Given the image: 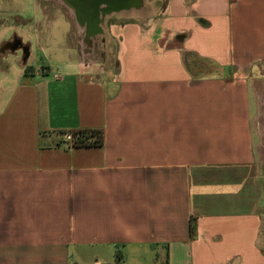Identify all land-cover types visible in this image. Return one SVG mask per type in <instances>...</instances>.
<instances>
[{"label": "crops", "instance_id": "0c3cea01", "mask_svg": "<svg viewBox=\"0 0 264 264\" xmlns=\"http://www.w3.org/2000/svg\"><path fill=\"white\" fill-rule=\"evenodd\" d=\"M49 1L0 0V264H264V0H125L103 62L105 18ZM7 17L65 22L64 72Z\"/></svg>", "mask_w": 264, "mask_h": 264}, {"label": "rangeland", "instance_id": "374dc122", "mask_svg": "<svg viewBox=\"0 0 264 264\" xmlns=\"http://www.w3.org/2000/svg\"><path fill=\"white\" fill-rule=\"evenodd\" d=\"M46 4H49V6H47V11L49 14H51V16L53 17L54 15H56L55 13V9L53 8V6H51L52 4H54L53 0H50L49 2H43ZM27 10H28V16L29 18H35V12H34V7L32 5H27ZM61 8V12L64 13H68V9L67 8ZM68 16H70L69 14H67ZM115 18V17H114ZM110 18H105L102 19V23L101 24V28H102V33H101V37H96L94 39V41L91 38H83L84 39V43L85 45H87V49L86 51L88 52H94L93 48L95 49L96 54H101V62L104 61V59H106L108 57V59H110L111 56V51H112V43L110 38H107V34H108V26L114 21V19H110ZM8 26H12L11 28H7L6 31L9 34V36H13L15 33L19 34L25 42H30L33 45V55L31 56L30 60H29V67H37V66H42L40 65L41 63L44 64L43 62L46 61L48 62L47 65L45 66H50L52 71H55L57 73H63V67L61 66V63H63L64 61L68 60V55H64L60 52V50H56L57 47V43H61V41L63 40V44L61 43V47L65 48L68 53L70 52V54L73 56L76 55V51L73 50L71 48L72 46V42L70 43V41L68 40V38H64L65 35H63L64 32L69 31L67 30V24H65V22L61 21L58 24H56L53 29H49L50 32V40L52 39V41H54L53 45L51 47H48L47 49H41L37 46V39H36V31L34 28V25H32L31 23L28 25V30H23L21 28H16L12 25V23L14 22L13 20L10 21V18L7 17L5 18ZM107 30V31H106ZM48 32V33H49ZM105 34V36H104ZM48 35V36H49ZM107 35V36H106ZM54 37V38H52ZM104 37V38H103ZM83 39H80V41H82ZM107 39V40H106ZM51 43V41H50ZM22 51L18 52L17 55V60L18 61H22ZM67 57V60H66ZM98 57V56H97ZM14 57H9L7 58V61H13ZM51 64V65H49Z\"/></svg>", "mask_w": 264, "mask_h": 264}, {"label": "flooded vegetation", "instance_id": "af4514ba", "mask_svg": "<svg viewBox=\"0 0 264 264\" xmlns=\"http://www.w3.org/2000/svg\"><path fill=\"white\" fill-rule=\"evenodd\" d=\"M67 1L75 5L82 20L84 19L89 21L88 25L91 27L90 29L93 32L95 31L92 28L94 27L93 24L94 19H98L99 17L109 18L110 17L109 15H114L116 13H119L122 8V4L125 2V0H67ZM99 3H102L106 6L97 5ZM95 6L98 7L96 11L94 10ZM96 28L100 30V23L97 24Z\"/></svg>", "mask_w": 264, "mask_h": 264}, {"label": "trees", "instance_id": "16d2710c", "mask_svg": "<svg viewBox=\"0 0 264 264\" xmlns=\"http://www.w3.org/2000/svg\"><path fill=\"white\" fill-rule=\"evenodd\" d=\"M34 70L32 67H26L25 72L30 73ZM71 147H92L101 146L103 144V133L101 131H80L71 134ZM120 254L117 255V264L121 263Z\"/></svg>", "mask_w": 264, "mask_h": 264}, {"label": "water", "instance_id": "95a60500", "mask_svg": "<svg viewBox=\"0 0 264 264\" xmlns=\"http://www.w3.org/2000/svg\"><path fill=\"white\" fill-rule=\"evenodd\" d=\"M97 9H98V7L95 6L94 10L96 11ZM93 23L94 24H97V20L94 19ZM22 50H23V52H24V54L26 55V58H27L28 57V54H29L28 53V49L23 48Z\"/></svg>", "mask_w": 264, "mask_h": 264}, {"label": "built area", "instance_id": "2783aa9c", "mask_svg": "<svg viewBox=\"0 0 264 264\" xmlns=\"http://www.w3.org/2000/svg\"><path fill=\"white\" fill-rule=\"evenodd\" d=\"M66 139H67V141H71L72 142V136L71 135H68L67 137H66Z\"/></svg>", "mask_w": 264, "mask_h": 264}, {"label": "bare ground", "instance_id": "6f19581e", "mask_svg": "<svg viewBox=\"0 0 264 264\" xmlns=\"http://www.w3.org/2000/svg\"><path fill=\"white\" fill-rule=\"evenodd\" d=\"M66 2V1H65ZM68 2V1H67ZM70 4V3H69ZM72 6V5H71ZM132 7V6H131ZM142 7V6H141ZM76 9V8H75ZM122 9V8H121ZM124 9H126V8H124ZM120 10V9H119ZM100 15V14H99ZM77 16V15H76ZM78 19V18H77ZM102 19V18H101ZM81 22H83V21H81ZM82 30H84L85 29V26H83L82 25V28H81ZM85 65V64H84Z\"/></svg>", "mask_w": 264, "mask_h": 264}]
</instances>
